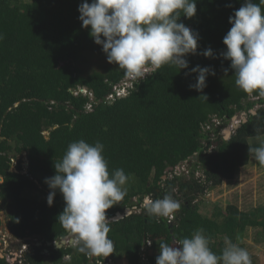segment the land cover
<instances>
[{
  "label": "trees",
  "instance_id": "trees-1",
  "mask_svg": "<svg viewBox=\"0 0 264 264\" xmlns=\"http://www.w3.org/2000/svg\"><path fill=\"white\" fill-rule=\"evenodd\" d=\"M82 2L0 0L4 36L0 40V207L11 235L43 243L70 237L57 218L65 206L62 195L57 190L48 206L45 179L55 175L54 164L67 146L83 139L104 145L110 174L122 168L128 176L126 196L106 210V217L126 206L138 210L110 224L108 238L114 251L109 256L114 259L139 264V250L149 239L148 264H155L162 242L175 246L199 228L205 230L217 255L226 246V237L243 248L248 227L259 228L255 240L264 242V206L247 212L236 205L217 207L210 217L200 212L196 201L223 179H233L240 167L249 164L253 154L248 149L262 144L256 138L264 135V97L239 90L230 61L220 57L225 50L223 37L231 27L228 18L243 0H196L195 16L180 17L199 37L197 53L185 57L188 68L162 66L135 81L127 97L94 104L91 111L85 109L88 99L74 96V90L85 86L104 98L125 77L115 64L98 63L91 71L78 67L85 53L105 55L78 19ZM209 48L213 56L205 57L202 53ZM197 65L215 73L207 76L202 91L189 87L196 73L186 75ZM256 104L262 107L256 111L259 114H252ZM241 111L247 120L224 139L223 128ZM215 117L219 124L211 122ZM195 155L198 161L192 170L177 173L180 164ZM165 194L181 205L171 228L162 217L148 216L142 206L147 195L156 200ZM48 250L46 255L42 247L33 245L14 260L7 252L0 264H89V256L74 245Z\"/></svg>",
  "mask_w": 264,
  "mask_h": 264
},
{
  "label": "clouds",
  "instance_id": "clouds-1",
  "mask_svg": "<svg viewBox=\"0 0 264 264\" xmlns=\"http://www.w3.org/2000/svg\"><path fill=\"white\" fill-rule=\"evenodd\" d=\"M262 6L264 0L258 3L243 0L239 9L228 18L231 27L223 37L225 50L220 53V57L230 61L229 68L234 72L235 86L248 95L256 93L260 97H264ZM78 12L82 27L89 29L90 37L101 46L107 62L118 65L125 77L114 84L104 98H97L85 86L75 89L74 96L88 99L85 104L88 111L92 110L94 104H110L116 99L127 97L133 91L135 81L151 76L162 66H174L178 71L187 69L185 57L197 53L198 34L180 22L181 16H195L196 0H91V3L83 0L78 5ZM3 38V34H0V40ZM202 54L212 57L213 51L209 48ZM227 71L224 69L225 74ZM191 73H196V80L189 87L197 91L206 87L208 75L215 74L209 67L199 65L191 68L186 75ZM262 106L256 104L252 109L256 112ZM241 120L235 122L242 123ZM248 151L253 154L255 161L264 166V146ZM103 152L104 145L99 141L94 144L83 139L71 142L62 159L54 164L55 175L46 178L45 183L50 189L46 198L48 206L52 205L57 190L62 195L65 206L57 218L72 237V245L88 256L106 258L114 251L113 241L108 238L112 220L106 217V210L126 196L124 185L128 176L122 168L110 174ZM24 158L23 173H26L28 163ZM142 206L148 216L157 218L176 216L175 212L181 207L180 202L170 194L156 200L147 195ZM174 220L168 224L173 226ZM204 231L203 228L197 229L175 246L162 242L155 264H252L249 252L227 237L221 254H215L209 247L210 238ZM29 238H14L17 240L16 245L7 248L8 240L0 234V245H3V250L12 251L13 254L16 252L14 259L25 253L32 241L33 245L42 247V253H45V243ZM37 241L42 244L37 245ZM173 241L177 242L176 239ZM15 246L16 249H13Z\"/></svg>",
  "mask_w": 264,
  "mask_h": 264
},
{
  "label": "rangeland",
  "instance_id": "rangeland-1",
  "mask_svg": "<svg viewBox=\"0 0 264 264\" xmlns=\"http://www.w3.org/2000/svg\"><path fill=\"white\" fill-rule=\"evenodd\" d=\"M103 63H108L106 55H92L85 53L84 57L79 61L78 67L86 71H91L96 66ZM243 111L238 112L233 119H230L225 127L232 124L236 120L242 118ZM236 123V122H235ZM224 127V128H225ZM223 128V129H224ZM223 134V132H222ZM253 140H251L252 142ZM256 141L261 142V146L264 143V135L256 138ZM256 142V143H259ZM23 160L24 154H23ZM198 159L195 155L188 162L185 161L180 164L177 169V173L187 174L192 170L194 163H197ZM13 167V166H12ZM199 170L196 171V175H200ZM1 181V178H0ZM125 186V185H124ZM199 204V210L206 216H212L217 207L225 209L227 205H236L239 210L251 211L258 206H264V166L258 165L253 156L250 158L248 165L240 167L237 174L233 179H223L221 184L209 189L204 195L199 196L196 199ZM0 234L3 238H7L9 248L11 245H16V241L10 234L6 223L7 216L4 209L0 207ZM259 228L248 227L242 238L243 248H245L251 257L252 262L256 264H264V242H257L255 238L258 237ZM30 240L32 238H29ZM29 240V241H30ZM222 243V235L219 237ZM34 241H32L33 243ZM38 242V241H37ZM31 242L29 243L32 246ZM16 249V246L15 248ZM7 250V249H6ZM102 257V256H101ZM113 262H117L118 259H114ZM123 264H127V259L120 258ZM140 261V260H139ZM112 263V262H109ZM121 264V263H115Z\"/></svg>",
  "mask_w": 264,
  "mask_h": 264
},
{
  "label": "water",
  "instance_id": "water-1",
  "mask_svg": "<svg viewBox=\"0 0 264 264\" xmlns=\"http://www.w3.org/2000/svg\"><path fill=\"white\" fill-rule=\"evenodd\" d=\"M251 112H252V114L256 113L255 110H253V109L251 110ZM241 119H242L241 121H243V122H245L247 120V115L245 114V112L242 113V118ZM241 125H242V123L233 122L230 126H226L223 129L224 139H226V140L229 139L232 136V134H233L232 130L233 129L236 130ZM214 145L216 146L217 143H214ZM167 170H170V168H168ZM129 213H130L129 210H127V211H119L111 218V220L112 221H117L119 219H122L124 216L128 215ZM169 227L171 228L172 225H169ZM172 232L173 231L171 230V233ZM173 239L175 240L174 236H173ZM41 244H42V242H38L37 243V245H41ZM45 245H46V247L43 249V252H45L46 254H49V250H48L47 247H51L52 246L53 248L59 249V248H61L63 246H70V245H72V237L70 236L68 238V241L65 238L57 240V241H47V242H45Z\"/></svg>",
  "mask_w": 264,
  "mask_h": 264
},
{
  "label": "bare ground",
  "instance_id": "bare-ground-1",
  "mask_svg": "<svg viewBox=\"0 0 264 264\" xmlns=\"http://www.w3.org/2000/svg\"><path fill=\"white\" fill-rule=\"evenodd\" d=\"M127 210H129L130 211V213L128 214V215H130V214H132L133 212H138V210L136 209L135 210V208H129V207H125L122 211H127ZM119 212V211H118ZM117 213V212H116ZM115 213V214H116ZM114 214V215H115ZM113 215V216H114ZM128 215H126V216H128ZM113 216H110V217H108V219H111ZM125 217V216H124ZM152 246V243H151V240H149V239H145L144 240V244L141 246V248H140V250H139V256H140V254L142 253V252H149V251H151V247ZM1 253V252H0ZM0 257H1V254H0ZM109 262H112V263H109ZM89 264H114V262H113V258L111 257V256H108V257H106V258H104V257H97V256H90L89 257V262H88ZM116 263V262H115Z\"/></svg>",
  "mask_w": 264,
  "mask_h": 264
},
{
  "label": "built area",
  "instance_id": "built-area-1",
  "mask_svg": "<svg viewBox=\"0 0 264 264\" xmlns=\"http://www.w3.org/2000/svg\"><path fill=\"white\" fill-rule=\"evenodd\" d=\"M212 122H214L215 124H219L220 119L215 117V118H213ZM163 218L166 220L167 223H172V221L175 219V215H173L171 217H168V218H165V217H163ZM23 247L25 248L26 245H23ZM148 254H149V252H142L140 254V256H139V258H140L139 264H148V261H149Z\"/></svg>",
  "mask_w": 264,
  "mask_h": 264
},
{
  "label": "flooded vegetation",
  "instance_id": "flooded-vegetation-1",
  "mask_svg": "<svg viewBox=\"0 0 264 264\" xmlns=\"http://www.w3.org/2000/svg\"><path fill=\"white\" fill-rule=\"evenodd\" d=\"M2 248H3V245H0V252H1L0 254H1V256H2V254H5V253H7V252H8V253H10V252L13 253L12 251L3 250ZM44 248H45V247H44ZM15 253H16V252H14V254H15ZM14 254H13L12 260L14 259ZM7 255H8V254H7Z\"/></svg>",
  "mask_w": 264,
  "mask_h": 264
},
{
  "label": "crops",
  "instance_id": "crops-1",
  "mask_svg": "<svg viewBox=\"0 0 264 264\" xmlns=\"http://www.w3.org/2000/svg\"><path fill=\"white\" fill-rule=\"evenodd\" d=\"M116 263H121V264H123L121 259H118V261H117ZM114 264H115V263H114Z\"/></svg>",
  "mask_w": 264,
  "mask_h": 264
}]
</instances>
